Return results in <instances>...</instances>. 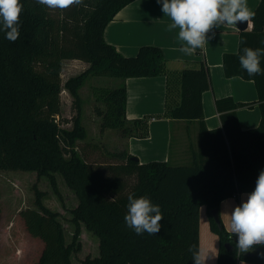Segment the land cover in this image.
<instances>
[{
  "label": "trees",
  "instance_id": "1",
  "mask_svg": "<svg viewBox=\"0 0 264 264\" xmlns=\"http://www.w3.org/2000/svg\"><path fill=\"white\" fill-rule=\"evenodd\" d=\"M131 1L83 0L53 14L36 0H20L19 38L11 42L0 31V170L35 171L37 178L46 176L56 192L54 173L59 172L78 197L71 210L75 230L69 243L59 213L43 204V192L36 185L35 207H25L12 217L4 216L1 209L0 236L6 238L9 229L24 233L2 264H74L71 255L80 247V222L99 238V254L86 256L77 264H195L189 246L199 250L201 205L206 207L210 229L219 237L217 264L240 260L264 264L259 255L264 245L240 253L238 239L211 214L223 199L254 191L264 170V75L249 76L239 61L243 47L264 48V0L252 11L251 29L239 31L237 51L222 55L225 77L253 81L260 111L258 125L242 129L236 111L252 103L224 96L214 99L220 125L206 126L202 94L211 88V76L202 60L198 68L181 71L180 99L167 111L170 118L198 122L189 162H140L124 149L113 153L119 161L99 165L86 160L77 148V142L87 136L81 122L79 88L89 76L121 78L114 88H94L104 105L97 109L100 130L119 129L122 137H141L146 134L145 121L128 120L125 114V79L156 76L165 60L155 45H141L135 55L126 56L105 41V25ZM196 51L202 53V48ZM72 59L87 67L62 83V63ZM260 67L264 70V57ZM62 89L70 93L76 107L71 128L64 127L62 123L69 120L60 117ZM130 194L146 196L160 206L163 219L155 235H137L126 225ZM22 251L25 258L19 257Z\"/></svg>",
  "mask_w": 264,
  "mask_h": 264
},
{
  "label": "crops",
  "instance_id": "2",
  "mask_svg": "<svg viewBox=\"0 0 264 264\" xmlns=\"http://www.w3.org/2000/svg\"><path fill=\"white\" fill-rule=\"evenodd\" d=\"M258 2L259 0H247V5L253 11ZM161 8L162 5L158 4L157 0H133L120 8L103 30L105 41L123 55H135L141 45L150 44L158 46L165 59L160 74L125 79L126 117L128 120L145 121L146 134L141 137L127 136L123 141L126 150L140 162L151 160L169 162L172 158L178 161L189 157V150L196 145L198 122L170 118L167 111L180 99L181 71L185 68H198L202 60H205L211 76V88L202 94L206 126L215 128L220 125L214 99L224 96H231L238 102L252 103L251 106L239 107L236 111L242 129L254 128L260 120L253 81L239 76L225 77L223 73L222 55L237 51L238 34L241 29L237 25H221L213 29L215 37L204 45L202 53L195 50L188 55L180 50L184 45L178 39L179 29L169 30L172 21L163 14ZM251 27L252 23L249 20L243 30H250ZM69 61L81 62L87 66V63L78 59ZM173 126L178 133L173 134ZM250 193L242 192L237 198L228 197L220 202L219 219L229 233V214L235 206L246 201ZM232 236L237 238L235 234ZM198 237L199 249H203L208 255L205 264H217L219 237L210 229L204 205L199 207ZM237 264L253 263L240 260Z\"/></svg>",
  "mask_w": 264,
  "mask_h": 264
},
{
  "label": "clouds",
  "instance_id": "3",
  "mask_svg": "<svg viewBox=\"0 0 264 264\" xmlns=\"http://www.w3.org/2000/svg\"><path fill=\"white\" fill-rule=\"evenodd\" d=\"M50 9L64 10L72 5H80L83 0H36ZM162 5L161 11L172 21L169 30L179 29L178 39L183 42L181 51L191 55L196 49L215 37L213 29L221 25L236 26L238 22H248L255 13L247 0H157ZM23 5L20 0H0V31L5 38L15 42L20 35L19 17ZM250 26V25H249ZM211 33V34H210ZM242 44L246 42L241 41ZM264 44V40L261 41ZM239 56L241 68L249 76L264 75L260 67L264 48L243 47ZM128 212L124 217L126 225L137 235L147 232L155 235L160 231L163 215L160 206L153 204L146 196L134 198L128 196ZM228 230L238 238L236 249L246 254L256 246L264 245V170L256 180L254 191L248 194L246 201L234 207L229 214ZM195 264H205L208 258L203 249L189 246ZM264 258V252L259 253Z\"/></svg>",
  "mask_w": 264,
  "mask_h": 264
},
{
  "label": "rangeland",
  "instance_id": "4",
  "mask_svg": "<svg viewBox=\"0 0 264 264\" xmlns=\"http://www.w3.org/2000/svg\"><path fill=\"white\" fill-rule=\"evenodd\" d=\"M60 9H51L53 14ZM87 66L81 62H72L64 60L62 63L61 82H65L69 77L83 71ZM121 82V78L89 76L79 88V97L81 99V122L86 127L87 136L84 140L77 142V148L89 162L105 165L119 161L113 153L126 149L121 132L119 129L105 128L100 130L101 117L97 109H103L102 101L95 95V87L114 88ZM73 98L70 93L64 89L60 94L61 101V119L69 120L68 123H62L64 127H72V116L76 113V107L72 105ZM173 134L178 133L177 129L172 127ZM176 135H174L175 137ZM187 159L176 160L172 158L169 163L187 164ZM58 192L53 190L49 179L46 176L37 178L35 171L23 170H0V211L4 210V216L12 217L19 210L25 207H35L34 205V185L43 192L42 202L45 206L59 213L58 220L63 226L65 242L72 240L75 225L72 221L71 210L78 204V197L75 191L68 186L64 177L59 173H54ZM133 177L129 183H133ZM12 233L11 229L4 238L0 236V264L4 263V257H9L12 248L15 250L17 241L21 239L20 231ZM79 249L71 255V261L74 264L80 262L86 256L94 257L99 254V238L93 231L86 228L83 222H80V232L78 234ZM16 244V246H15ZM13 250V251H14ZM24 252L19 253V257H24ZM25 258V257H24Z\"/></svg>",
  "mask_w": 264,
  "mask_h": 264
},
{
  "label": "water",
  "instance_id": "5",
  "mask_svg": "<svg viewBox=\"0 0 264 264\" xmlns=\"http://www.w3.org/2000/svg\"><path fill=\"white\" fill-rule=\"evenodd\" d=\"M237 26H238L241 30H243L244 28H246V26H247V22H238V23H237ZM136 158H137V157H136ZM211 214H212L214 220H215L216 222H219V214H218V210H217V209L211 210Z\"/></svg>",
  "mask_w": 264,
  "mask_h": 264
},
{
  "label": "built area",
  "instance_id": "6",
  "mask_svg": "<svg viewBox=\"0 0 264 264\" xmlns=\"http://www.w3.org/2000/svg\"><path fill=\"white\" fill-rule=\"evenodd\" d=\"M62 90H64V89H62ZM62 90H61V91H62Z\"/></svg>",
  "mask_w": 264,
  "mask_h": 264
}]
</instances>
